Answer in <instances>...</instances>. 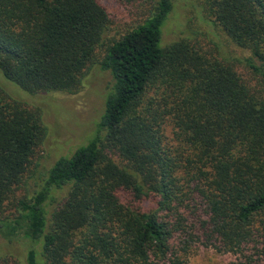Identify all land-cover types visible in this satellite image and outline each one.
I'll return each mask as SVG.
<instances>
[{"label": "trees", "instance_id": "16d2710c", "mask_svg": "<svg viewBox=\"0 0 264 264\" xmlns=\"http://www.w3.org/2000/svg\"><path fill=\"white\" fill-rule=\"evenodd\" d=\"M150 1L109 41L101 0H0V233L25 229L28 264H189L199 245L264 264V0L208 3L243 55L189 37L164 44L174 3ZM93 64L113 78L96 134L10 220L47 133L21 94L76 92Z\"/></svg>", "mask_w": 264, "mask_h": 264}, {"label": "rangeland", "instance_id": "374dc122", "mask_svg": "<svg viewBox=\"0 0 264 264\" xmlns=\"http://www.w3.org/2000/svg\"><path fill=\"white\" fill-rule=\"evenodd\" d=\"M101 1L110 16V26L106 33L109 41L120 38L125 32L142 23L150 15L152 8L150 0ZM209 1L173 0V11L164 25V44L181 37H189L198 41L205 50L213 54H248L247 51L233 44L221 27L214 24L208 12ZM0 74L2 75L1 71ZM112 84L111 73L102 70L98 64H93L88 69L82 86L76 92L50 91L34 95L21 94V98L28 101L30 106L41 110L47 133L36 152L38 164L34 176L27 182L26 189H19L7 204L5 215L10 220H14L19 213L17 203L20 197L33 194L54 162L61 155L72 154L96 134L104 112L105 99ZM165 91V86L151 88L145 97V103L152 100L156 103L158 99L161 100ZM153 107L156 108V105L154 104ZM168 134L171 136V131ZM66 193L67 189L63 194L58 191L55 195L63 197ZM154 201L148 204L151 205ZM52 206L50 208H53ZM31 246L32 243L27 238L25 229L17 228L16 231H11L4 227L0 233V264H28L27 253ZM234 260L235 255L231 253L199 245L191 252L188 263L231 264Z\"/></svg>", "mask_w": 264, "mask_h": 264}]
</instances>
